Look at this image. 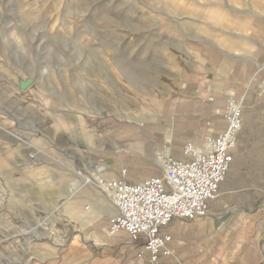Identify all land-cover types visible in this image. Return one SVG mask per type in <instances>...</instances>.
Wrapping results in <instances>:
<instances>
[{
    "label": "rangeland",
    "instance_id": "1",
    "mask_svg": "<svg viewBox=\"0 0 264 264\" xmlns=\"http://www.w3.org/2000/svg\"><path fill=\"white\" fill-rule=\"evenodd\" d=\"M263 1L0 0V264H73L104 156L141 148L124 127L155 125L194 31Z\"/></svg>",
    "mask_w": 264,
    "mask_h": 264
},
{
    "label": "crops",
    "instance_id": "2",
    "mask_svg": "<svg viewBox=\"0 0 264 264\" xmlns=\"http://www.w3.org/2000/svg\"><path fill=\"white\" fill-rule=\"evenodd\" d=\"M262 3V4H261ZM248 10L239 23L221 22L191 39V57L184 65L183 85L165 100L155 125L125 126L139 134L141 148L127 153L110 150L98 174L137 184L163 177L156 155L163 144L177 160H185V141L201 144L206 136L226 130V100L233 95L244 106L243 128L218 196L199 219L173 220L163 233L172 237L158 264H264V1ZM239 12H244L240 9ZM123 154V155H122ZM93 187L103 194L94 182ZM95 194V195H96ZM96 198V197H95ZM85 207L92 232L76 248L73 264L138 263L145 238L133 241L120 231L109 234L116 208ZM104 200H108L106 197ZM111 209V210H110ZM106 210V211H105ZM104 211V212H103ZM102 213V214H100ZM89 236V237H88Z\"/></svg>",
    "mask_w": 264,
    "mask_h": 264
},
{
    "label": "built area",
    "instance_id": "3",
    "mask_svg": "<svg viewBox=\"0 0 264 264\" xmlns=\"http://www.w3.org/2000/svg\"><path fill=\"white\" fill-rule=\"evenodd\" d=\"M244 106L229 95L225 109L226 130L210 134L201 144L187 141L183 154L177 160L169 154H160L158 161L163 177L148 178L137 184L121 179L94 177L96 186L108 193L116 208L109 234L128 233L133 241L145 238L138 263L158 264L162 256H171L167 246L172 237L163 230L176 219H199L208 214V203L218 196L220 184L226 179L232 156L243 128Z\"/></svg>",
    "mask_w": 264,
    "mask_h": 264
},
{
    "label": "bare ground",
    "instance_id": "4",
    "mask_svg": "<svg viewBox=\"0 0 264 264\" xmlns=\"http://www.w3.org/2000/svg\"><path fill=\"white\" fill-rule=\"evenodd\" d=\"M49 183L50 184H52V181H49ZM54 185H60L61 183H59V182H55V183H53ZM52 186V185H51ZM74 186H77V183L76 184H74ZM53 188H54V186H53ZM100 189V188H99ZM54 190V189H53ZM105 193V192H104ZM106 194V193H105ZM108 194V193H107ZM106 194V195H107ZM38 195H40L41 197H40V199L41 200H43L44 201V197L42 196V194H38ZM107 196H109V195H107ZM95 202H96V204H97V206L99 207V208H104V207H106L107 206V204H108V200H104V198H102L101 196H99L98 194H96V198H95ZM111 210V209H110ZM106 211V210H105ZM104 212V211H103ZM67 213H69V212H67ZM100 214H102V213H100Z\"/></svg>",
    "mask_w": 264,
    "mask_h": 264
}]
</instances>
